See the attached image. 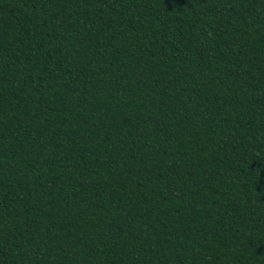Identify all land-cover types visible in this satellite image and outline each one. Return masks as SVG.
I'll return each instance as SVG.
<instances>
[{"label": "trees", "instance_id": "obj_1", "mask_svg": "<svg viewBox=\"0 0 264 264\" xmlns=\"http://www.w3.org/2000/svg\"><path fill=\"white\" fill-rule=\"evenodd\" d=\"M0 264H264V0H0Z\"/></svg>", "mask_w": 264, "mask_h": 264}]
</instances>
